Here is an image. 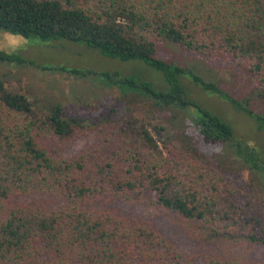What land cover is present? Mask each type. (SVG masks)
Masks as SVG:
<instances>
[{
  "label": "trees",
  "instance_id": "trees-1",
  "mask_svg": "<svg viewBox=\"0 0 264 264\" xmlns=\"http://www.w3.org/2000/svg\"><path fill=\"white\" fill-rule=\"evenodd\" d=\"M0 31L136 60L168 85L59 68L96 77L150 115L126 108L83 124L59 104L42 111L0 79V264H264V161L189 100L181 81L264 129L253 111L264 98V0H0ZM161 44L233 60L244 95L158 59ZM88 135L92 142L69 153ZM143 209L170 218L195 249L174 243ZM235 247L260 254L247 259Z\"/></svg>",
  "mask_w": 264,
  "mask_h": 264
},
{
  "label": "rangeland",
  "instance_id": "rangeland-1",
  "mask_svg": "<svg viewBox=\"0 0 264 264\" xmlns=\"http://www.w3.org/2000/svg\"><path fill=\"white\" fill-rule=\"evenodd\" d=\"M0 52L6 57L4 61H0V79L4 81L8 90L26 95L42 111L59 104L69 118L83 124L97 122L106 116L113 118L124 113L126 108L139 119H149L150 115L146 105L130 98L120 99L115 89L103 86L96 77L85 75L83 78H75L60 73L59 68L90 71L96 74L115 73L123 79L146 82L155 90H164L168 87L161 73L139 61L109 59L100 55L94 48L66 40L56 39L42 43L36 38L25 39L0 31ZM156 57L168 64L192 69L206 80L212 81L213 78L221 89L235 98L244 95V87L241 85L244 78L233 60L185 53L168 44L158 46ZM181 81L189 100L226 123L234 135L253 147L264 161V129L257 128L249 118L234 110L226 102L203 92L193 84L186 83L188 82L186 79ZM253 111L264 115V98L263 103L256 102L253 105ZM159 122L163 126L167 125L163 119ZM185 132L187 135L193 133L190 129H186ZM92 141L90 135L77 139L69 153L78 151L81 146ZM224 161L227 167L234 164L231 158ZM240 174L243 179L247 177L244 172ZM143 210L141 214L144 218L164 230L174 243L184 250L195 249L196 245L189 243L187 237L181 234V230L170 218L156 211ZM238 248L235 247L234 251L247 259L260 254L258 249Z\"/></svg>",
  "mask_w": 264,
  "mask_h": 264
}]
</instances>
